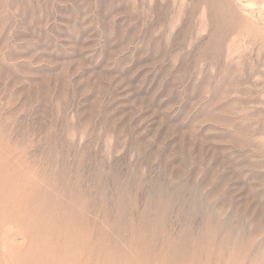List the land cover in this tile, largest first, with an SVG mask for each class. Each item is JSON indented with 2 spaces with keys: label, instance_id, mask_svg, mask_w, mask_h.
Returning a JSON list of instances; mask_svg holds the SVG:
<instances>
[{
  "label": "rangeland",
  "instance_id": "1",
  "mask_svg": "<svg viewBox=\"0 0 264 264\" xmlns=\"http://www.w3.org/2000/svg\"><path fill=\"white\" fill-rule=\"evenodd\" d=\"M0 264H264V0H0Z\"/></svg>",
  "mask_w": 264,
  "mask_h": 264
},
{
  "label": "bare ground",
  "instance_id": "2",
  "mask_svg": "<svg viewBox=\"0 0 264 264\" xmlns=\"http://www.w3.org/2000/svg\"><path fill=\"white\" fill-rule=\"evenodd\" d=\"M87 245V244H86ZM93 247V246H92ZM100 248V247H99ZM84 249V248H83ZM180 251V250H179ZM94 252V251H93ZM92 253V252H91ZM179 255V254H178ZM98 256V255H97ZM99 257V256H98ZM106 259V258H105ZM108 259V258H107ZM130 259V258H129ZM109 260V259H108ZM122 260V259H120ZM132 260V259H131ZM136 261V260H135ZM147 261V260H146ZM202 261V260H201ZM88 263V262H87Z\"/></svg>",
  "mask_w": 264,
  "mask_h": 264
}]
</instances>
